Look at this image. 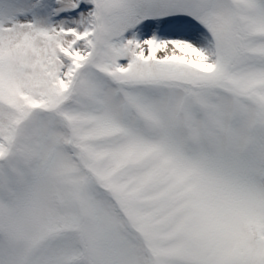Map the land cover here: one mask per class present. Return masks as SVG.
Returning a JSON list of instances; mask_svg holds the SVG:
<instances>
[{"label":"snow or ice","instance_id":"obj_1","mask_svg":"<svg viewBox=\"0 0 264 264\" xmlns=\"http://www.w3.org/2000/svg\"><path fill=\"white\" fill-rule=\"evenodd\" d=\"M0 264H264V0H0Z\"/></svg>","mask_w":264,"mask_h":264},{"label":"rangeland","instance_id":"obj_2","mask_svg":"<svg viewBox=\"0 0 264 264\" xmlns=\"http://www.w3.org/2000/svg\"><path fill=\"white\" fill-rule=\"evenodd\" d=\"M158 55H159V53H158Z\"/></svg>","mask_w":264,"mask_h":264}]
</instances>
